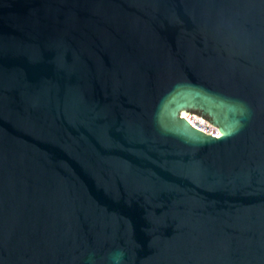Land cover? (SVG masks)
Returning a JSON list of instances; mask_svg holds the SVG:
<instances>
[{"label":"water","instance_id":"95a60500","mask_svg":"<svg viewBox=\"0 0 264 264\" xmlns=\"http://www.w3.org/2000/svg\"><path fill=\"white\" fill-rule=\"evenodd\" d=\"M0 264H264V0H0Z\"/></svg>","mask_w":264,"mask_h":264},{"label":"built area","instance_id":"2783aa9c","mask_svg":"<svg viewBox=\"0 0 264 264\" xmlns=\"http://www.w3.org/2000/svg\"><path fill=\"white\" fill-rule=\"evenodd\" d=\"M187 118L194 124L197 128L203 130L206 133H210L212 135H216L217 130L212 125H210L207 121L201 119L200 117L194 114H188Z\"/></svg>","mask_w":264,"mask_h":264},{"label":"bare ground","instance_id":"6f19581e","mask_svg":"<svg viewBox=\"0 0 264 264\" xmlns=\"http://www.w3.org/2000/svg\"><path fill=\"white\" fill-rule=\"evenodd\" d=\"M185 116H187V115L185 114Z\"/></svg>","mask_w":264,"mask_h":264},{"label":"rangeland","instance_id":"374dc122","mask_svg":"<svg viewBox=\"0 0 264 264\" xmlns=\"http://www.w3.org/2000/svg\"><path fill=\"white\" fill-rule=\"evenodd\" d=\"M186 115H188V114H186Z\"/></svg>","mask_w":264,"mask_h":264}]
</instances>
